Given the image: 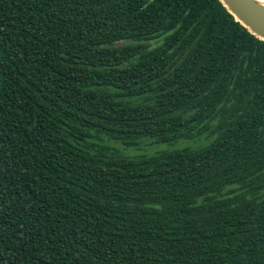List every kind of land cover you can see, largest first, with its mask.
Wrapping results in <instances>:
<instances>
[{
	"label": "trees",
	"instance_id": "1",
	"mask_svg": "<svg viewBox=\"0 0 264 264\" xmlns=\"http://www.w3.org/2000/svg\"><path fill=\"white\" fill-rule=\"evenodd\" d=\"M0 264H264V42L219 0H0Z\"/></svg>",
	"mask_w": 264,
	"mask_h": 264
},
{
	"label": "water",
	"instance_id": "2",
	"mask_svg": "<svg viewBox=\"0 0 264 264\" xmlns=\"http://www.w3.org/2000/svg\"><path fill=\"white\" fill-rule=\"evenodd\" d=\"M243 27L264 42V8L253 0H219Z\"/></svg>",
	"mask_w": 264,
	"mask_h": 264
},
{
	"label": "bare ground",
	"instance_id": "3",
	"mask_svg": "<svg viewBox=\"0 0 264 264\" xmlns=\"http://www.w3.org/2000/svg\"><path fill=\"white\" fill-rule=\"evenodd\" d=\"M253 1L264 8V0H253Z\"/></svg>",
	"mask_w": 264,
	"mask_h": 264
},
{
	"label": "rangeland",
	"instance_id": "4",
	"mask_svg": "<svg viewBox=\"0 0 264 264\" xmlns=\"http://www.w3.org/2000/svg\"><path fill=\"white\" fill-rule=\"evenodd\" d=\"M180 145H185V144H180ZM158 149H166V147H164V146H161L160 148H158ZM149 152H154V150L151 148V149H149L148 150ZM138 152V151H137ZM135 153H136V151H135Z\"/></svg>",
	"mask_w": 264,
	"mask_h": 264
}]
</instances>
